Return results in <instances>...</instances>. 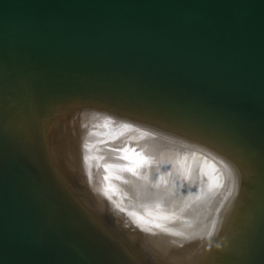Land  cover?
I'll return each mask as SVG.
<instances>
[{
	"label": "water",
	"instance_id": "obj_1",
	"mask_svg": "<svg viewBox=\"0 0 264 264\" xmlns=\"http://www.w3.org/2000/svg\"><path fill=\"white\" fill-rule=\"evenodd\" d=\"M122 86L213 116L243 142L180 120L250 158L239 264H264V0H0V264H117L76 228L75 239L29 138L63 93Z\"/></svg>",
	"mask_w": 264,
	"mask_h": 264
},
{
	"label": "bare ground",
	"instance_id": "obj_2",
	"mask_svg": "<svg viewBox=\"0 0 264 264\" xmlns=\"http://www.w3.org/2000/svg\"><path fill=\"white\" fill-rule=\"evenodd\" d=\"M91 89L50 101L39 119L40 136L29 138L33 162L38 160L32 167L45 174L54 196L67 207L75 239L76 228L104 246L117 264H239L247 240L243 229L250 225L243 221L247 193L235 219L231 216L228 229L220 232L215 256L218 245L210 242L233 195L234 164L203 137L161 130L138 111L176 124L195 120L227 140L243 142L219 119L157 96L123 86ZM238 156L250 174V158ZM110 197L118 202L115 210L106 205ZM198 244L207 246L198 252ZM79 245L89 259L88 252L97 255ZM192 254L195 258L186 259Z\"/></svg>",
	"mask_w": 264,
	"mask_h": 264
},
{
	"label": "rangeland",
	"instance_id": "obj_3",
	"mask_svg": "<svg viewBox=\"0 0 264 264\" xmlns=\"http://www.w3.org/2000/svg\"><path fill=\"white\" fill-rule=\"evenodd\" d=\"M76 102H80V101H76ZM140 114L142 113L143 115L146 116V118H148L147 116H150V118H152V120L154 121L155 124L160 125L162 128L161 130H163L164 128L166 129H177L181 132H185L188 134H195L198 135L200 137H203L206 141H208L212 146H214V148H217V150L221 151L222 146H224V144H226L227 142L225 140H223L222 142L224 143L222 145V143L215 141L214 139L208 137L207 135H203L199 132H197L195 129H190L185 125L183 127H181V124H176L174 122L171 123L166 121L167 119H162V118H158L156 115L150 114L151 112H147V113H143L141 111H138ZM177 122H179L178 120H176ZM181 123V122H179ZM190 127V126H189ZM218 144V145H217ZM227 145V144H226ZM182 148V147H181ZM232 151L235 152L233 150V148L231 147ZM223 153V152H222ZM232 156V155H231ZM230 155H226V159L228 160V162H231L234 164V170L236 171L235 173V178H234V189H233V195L232 197L229 199L227 206L224 208V210L220 213V215L217 217L218 220V224H217V228L215 230L214 236L212 237V239H210V242H215L214 245L216 244L217 248L214 252V256L217 255L221 249V243L217 244L218 240H219V236H220V232L223 230H227L229 227V220H231V216L236 217V213L237 211H239L243 205H244V201H245V195L248 192V186L245 184H249L251 182V177L249 178V176H251V173L249 174V171L246 167V164L244 163V161L239 157L238 161L231 157ZM250 166V165H248ZM250 168V167H249ZM199 172V171H197ZM248 181V182H247ZM252 184V183H250ZM118 202L114 200V198L110 197L107 201H106V205L109 207H112L113 209L117 206ZM115 210V209H114ZM151 211H154V209H152ZM151 216H154L152 213H150ZM231 218V219H230ZM227 224V225H226ZM139 243H141L142 239L139 238L137 240ZM211 244V243H210ZM207 246V245H205ZM205 246H201L200 244H198L199 250L198 252L202 251L203 248H205ZM148 250V249H147ZM198 252L196 253L197 255ZM195 258V255H188L186 259H193ZM158 259V258H157ZM192 261V260H190Z\"/></svg>",
	"mask_w": 264,
	"mask_h": 264
}]
</instances>
